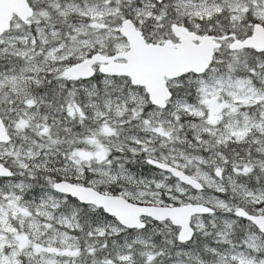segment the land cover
<instances>
[{
  "label": "snow or ice",
  "instance_id": "snow-or-ice-1",
  "mask_svg": "<svg viewBox=\"0 0 264 264\" xmlns=\"http://www.w3.org/2000/svg\"><path fill=\"white\" fill-rule=\"evenodd\" d=\"M0 264H264V0H0Z\"/></svg>",
  "mask_w": 264,
  "mask_h": 264
}]
</instances>
